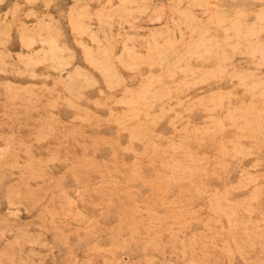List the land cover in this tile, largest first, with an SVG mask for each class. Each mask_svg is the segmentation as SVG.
Wrapping results in <instances>:
<instances>
[{
  "label": "rangeland",
  "instance_id": "obj_1",
  "mask_svg": "<svg viewBox=\"0 0 264 264\" xmlns=\"http://www.w3.org/2000/svg\"><path fill=\"white\" fill-rule=\"evenodd\" d=\"M0 264H264V0H0Z\"/></svg>",
  "mask_w": 264,
  "mask_h": 264
}]
</instances>
